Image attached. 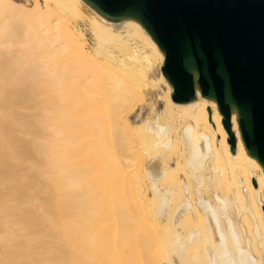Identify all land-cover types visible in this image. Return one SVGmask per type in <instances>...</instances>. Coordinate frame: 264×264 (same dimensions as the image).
<instances>
[{
	"label": "bare ground",
	"instance_id": "1",
	"mask_svg": "<svg viewBox=\"0 0 264 264\" xmlns=\"http://www.w3.org/2000/svg\"><path fill=\"white\" fill-rule=\"evenodd\" d=\"M163 58L85 0H0V264H264V170Z\"/></svg>",
	"mask_w": 264,
	"mask_h": 264
},
{
	"label": "water",
	"instance_id": "2",
	"mask_svg": "<svg viewBox=\"0 0 264 264\" xmlns=\"http://www.w3.org/2000/svg\"><path fill=\"white\" fill-rule=\"evenodd\" d=\"M112 18L136 19L163 53L174 101L194 88L216 102L231 136V107L247 153L264 170V0H85Z\"/></svg>",
	"mask_w": 264,
	"mask_h": 264
},
{
	"label": "rangeland",
	"instance_id": "3",
	"mask_svg": "<svg viewBox=\"0 0 264 264\" xmlns=\"http://www.w3.org/2000/svg\"><path fill=\"white\" fill-rule=\"evenodd\" d=\"M84 27V26H83ZM156 107L157 108H162L163 107V105H162V102L161 101H158L157 103H156Z\"/></svg>",
	"mask_w": 264,
	"mask_h": 264
}]
</instances>
